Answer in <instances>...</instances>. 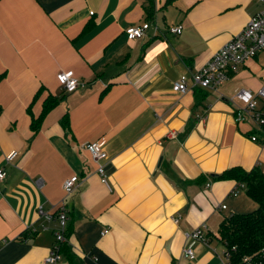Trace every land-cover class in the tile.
Instances as JSON below:
<instances>
[{"label": "crops", "instance_id": "0c3cea01", "mask_svg": "<svg viewBox=\"0 0 264 264\" xmlns=\"http://www.w3.org/2000/svg\"><path fill=\"white\" fill-rule=\"evenodd\" d=\"M262 7L259 0H0V168L7 171L0 264H54L46 257L63 197L74 257L62 252L57 264H227L221 223L258 202L246 189L231 194L238 181L217 175L234 165L264 169V142L251 138L262 131L234 119L236 93L264 85V49L217 88L181 93L173 83L186 74L191 84ZM149 19L158 31L129 37L128 26ZM178 23L182 32L168 30ZM61 70L89 85L66 91ZM97 139H105L109 184L84 146ZM11 149L18 154L8 162ZM75 173L82 180L66 195L63 183ZM40 204L53 218L39 214ZM204 222L208 240L186 256V232Z\"/></svg>", "mask_w": 264, "mask_h": 264}, {"label": "built area", "instance_id": "2783aa9c", "mask_svg": "<svg viewBox=\"0 0 264 264\" xmlns=\"http://www.w3.org/2000/svg\"><path fill=\"white\" fill-rule=\"evenodd\" d=\"M264 3V0H259ZM155 19L145 20L141 24L130 25L126 28V32L130 38H138L148 34L151 27L158 31V23ZM168 30L172 33H180L183 30V24L178 23L170 25ZM264 49V7L254 12L247 24L230 40L215 51L211 57L200 66L197 71L191 74V84H189L188 76L182 74L179 79L173 83L175 91L185 93L194 86H204L208 88H217L226 80L237 73L241 65L249 58L254 57ZM58 80L63 85L66 91H74L79 88H85L89 85V81L79 78L73 70H61L57 73ZM239 102L234 107V119L236 122L252 121L262 131L252 133L251 138L258 140L262 138L264 142V85L258 91L249 88H242L236 93ZM92 156L98 161L97 172L104 183L109 184V174L106 170L104 159L108 158L105 139H97L88 141L84 144ZM18 154L17 149H11L5 154L8 162ZM7 176V171L4 167L0 168V181ZM81 177L78 174H73L67 177L63 183L66 195L73 192L80 184ZM209 184V183H207ZM246 184L243 181H238L232 189L231 194L237 195L241 189H245ZM65 195V196H66ZM58 209L57 219L59 227L56 230V240L51 249L50 254L46 257V262L57 264L62 259V242L66 239V227L68 221V213L66 208L65 197L55 204ZM223 208L227 204L221 205ZM39 214H45L48 218H53L51 212L43 209V205L38 206ZM180 214L174 216L175 221H179ZM207 228L206 223H202L195 229L186 232L188 243L184 247V254L189 257L195 256L194 244L197 240L207 241L208 237L205 233ZM109 228L103 230L107 232ZM236 248L235 245L232 246ZM231 247L226 246L223 252L228 264L231 263ZM245 264H259L253 258L245 257Z\"/></svg>", "mask_w": 264, "mask_h": 264}, {"label": "trees", "instance_id": "16d2710c", "mask_svg": "<svg viewBox=\"0 0 264 264\" xmlns=\"http://www.w3.org/2000/svg\"><path fill=\"white\" fill-rule=\"evenodd\" d=\"M52 104V100L47 99L45 111ZM217 176L245 182V189L258 202L256 209L231 213L221 223L219 236L232 249L231 263L245 264V257H248L264 264V169L259 164L250 169L234 165ZM233 245L236 246L235 249L232 248ZM61 250L69 257H74L65 241L62 242Z\"/></svg>", "mask_w": 264, "mask_h": 264}, {"label": "rangeland", "instance_id": "374dc122", "mask_svg": "<svg viewBox=\"0 0 264 264\" xmlns=\"http://www.w3.org/2000/svg\"><path fill=\"white\" fill-rule=\"evenodd\" d=\"M225 258V257H224ZM225 261L227 262V264H228V261H227V259L225 258Z\"/></svg>", "mask_w": 264, "mask_h": 264}]
</instances>
